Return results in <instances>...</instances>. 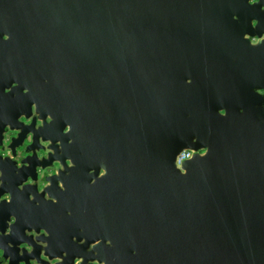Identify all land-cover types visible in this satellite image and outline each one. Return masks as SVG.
<instances>
[{
  "label": "water",
  "instance_id": "95a60500",
  "mask_svg": "<svg viewBox=\"0 0 264 264\" xmlns=\"http://www.w3.org/2000/svg\"><path fill=\"white\" fill-rule=\"evenodd\" d=\"M262 4L0 0V74L19 90L0 102L21 109L0 119V146L19 131L0 153V239L43 231L67 264L42 210L61 182L63 226L95 242L80 264H264V99L249 92L264 88V40L245 38L262 36L246 18Z\"/></svg>",
  "mask_w": 264,
  "mask_h": 264
},
{
  "label": "flooded vegetation",
  "instance_id": "af4514ba",
  "mask_svg": "<svg viewBox=\"0 0 264 264\" xmlns=\"http://www.w3.org/2000/svg\"><path fill=\"white\" fill-rule=\"evenodd\" d=\"M259 0H249V3L251 5H254L255 3H258ZM246 18H250L251 19V23L253 26L254 31L257 32V24L259 23V19H260V23H261V29L263 30V34L262 36H258L257 34L255 35H250L249 33L245 34V38L250 40V44L251 46L254 48L257 45H259L261 40H264V5L262 4L261 6H259L258 8L256 7L254 10L248 11L246 13ZM234 17L239 21V18L237 16V14L235 13ZM5 39H8L7 35H4ZM232 62L233 63H240L238 57L236 56H232ZM260 62V57L258 55H256L254 57V63L258 64ZM264 62V59H263ZM191 75V74H190ZM188 76V82L192 81L193 77H195V75L193 74L192 76ZM11 82H8V80L4 77L1 76L0 74V93H3L5 95V93H10L12 91V87H15L18 85L17 82H12L11 86L9 87L8 84ZM4 88V89H3ZM27 89H24L23 92H27ZM19 90H14L11 93H18ZM250 93H260L263 96L264 99V88H253L251 90H249ZM2 96L3 99L0 102V119H4L6 117H10L13 116L15 112H20V110H18L17 108H13V106H11L10 104H8L6 101V97ZM8 97H15V94L13 95H9ZM262 106H264V102L262 104ZM33 115L31 116L30 119H27L24 115L21 114V116H19V119L22 122L25 123H30L32 121L33 116L35 115L34 113V108H33ZM37 123L36 126L40 125L42 123V121L40 119H36ZM19 133V131L17 130H12L9 128V126H7L4 131H3V143H1L0 146V153L3 155H12V148H9L8 145H10L11 142V138L17 136ZM31 138L28 137L27 143H31ZM27 145V144H26ZM41 145L43 146L44 150H40L39 152L44 154V155H48V153L52 152V148H51V143L49 141H41ZM205 151V150H204ZM29 154V152L27 153ZM69 165H71V162H69ZM62 168V165L58 162H54V167L52 168H47L45 170H42L39 172L38 178H39V189L40 191L42 189H44V187L46 185L49 184V180H48V176L51 175L52 173H54V171H56L57 169ZM104 173L103 170L99 171V176H101ZM65 187L63 186V184L61 182H58V185L56 186L55 190L53 191V193H55L56 196L51 197L49 195L48 192H46L44 194V203L42 204V210H43V214L44 216H47V218H45V221H47L49 224L53 225L55 224V228L58 231L57 235L55 236L54 240L57 241V244L62 243L61 245L59 244V246H56L55 243V250L52 251L53 253H57L58 255H61L62 257H65L67 254L65 252L68 253V263L67 264H80L83 259L79 258L78 256H75V253H79V252H88L92 249L93 245L95 244V242H91L89 243V245L82 247L83 244L85 243V239L82 240H78L76 236H74V227H68V226H63V214H62V196H63V191H64ZM5 198L7 199V201H9L10 197L9 196H5ZM55 204V212L52 213L50 211L51 205ZM25 205L26 203L23 204V213H27L30 215V211H29V205H27V210H25ZM58 208L60 209V211L58 210ZM50 215V216H49ZM9 216V215H8ZM49 216V217H48ZM6 220V226L8 225H12L15 223L16 219L13 216H9L8 218L5 219ZM22 223L25 224H30V222H25L22 221ZM28 227V226H27ZM21 232V231H20ZM3 236V238H6L5 234H0ZM48 237V233H44L43 231H41L40 233H37L35 231H30L28 228L23 230V232H21L17 237H16V244L13 248L9 247V242L7 239H0V245H6L9 247V251H7L5 253L4 250L0 249V264H9V256L13 257V263L12 264H39L38 261L45 260V264H60L62 262V258H55V259H49V257L46 255V245H47V240L46 238ZM5 241V243H4ZM76 243V244H74ZM32 257H36V259L34 260ZM38 258V259H37ZM23 260V262H22ZM38 260V261H37ZM89 263V262H88ZM93 264H101L98 261H93Z\"/></svg>",
  "mask_w": 264,
  "mask_h": 264
},
{
  "label": "built area",
  "instance_id": "2783aa9c",
  "mask_svg": "<svg viewBox=\"0 0 264 264\" xmlns=\"http://www.w3.org/2000/svg\"><path fill=\"white\" fill-rule=\"evenodd\" d=\"M195 150L194 149H190V148H186V149H183L178 155H177V158H176V163H177V166L179 168H182V164L185 160L191 158L194 154Z\"/></svg>",
  "mask_w": 264,
  "mask_h": 264
},
{
  "label": "clouds",
  "instance_id": "9594fccd",
  "mask_svg": "<svg viewBox=\"0 0 264 264\" xmlns=\"http://www.w3.org/2000/svg\"><path fill=\"white\" fill-rule=\"evenodd\" d=\"M189 83H190V81H189ZM222 111H223V109H221V111H220V115H221Z\"/></svg>",
  "mask_w": 264,
  "mask_h": 264
},
{
  "label": "rangeland",
  "instance_id": "374dc122",
  "mask_svg": "<svg viewBox=\"0 0 264 264\" xmlns=\"http://www.w3.org/2000/svg\"><path fill=\"white\" fill-rule=\"evenodd\" d=\"M201 152H204V149H202Z\"/></svg>",
  "mask_w": 264,
  "mask_h": 264
}]
</instances>
